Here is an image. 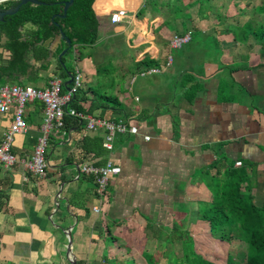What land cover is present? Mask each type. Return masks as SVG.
Masks as SVG:
<instances>
[{
    "label": "crops",
    "instance_id": "crops-1",
    "mask_svg": "<svg viewBox=\"0 0 264 264\" xmlns=\"http://www.w3.org/2000/svg\"><path fill=\"white\" fill-rule=\"evenodd\" d=\"M194 1L182 2L193 20L176 33L165 25V8L155 12L143 0H94L96 41L89 47L99 45L79 53L74 44L75 60L67 62L65 53L60 65L67 73L58 70L65 41L57 33L43 43L44 61L30 59L23 75L0 76V85L43 89L51 77L63 85L78 72L82 114L121 119L137 129L116 135L110 151L95 148L101 132H85L80 124L54 129L44 149L46 175L37 178L25 174L21 161L40 134L42 105L27 104L26 132L11 149L18 161L0 169V264H149L148 256L151 264H173L163 254L179 249L180 259V240L167 243L165 237L183 234L194 252L198 243L211 250L206 246L215 241L227 250V242L214 239L198 220L197 204L211 201L214 185L230 168L246 175L240 198L264 203V53L253 36L232 34L234 27L260 21L253 13L259 3L212 0L199 15ZM117 9L126 18L110 24ZM186 32L190 41L171 49L170 38ZM5 42L1 34L0 68L9 58ZM104 55L115 68L102 74ZM146 70L155 72L141 76ZM10 119L0 115V139ZM106 162L119 172L109 178L96 214L93 178L76 167ZM238 242L245 258V244Z\"/></svg>",
    "mask_w": 264,
    "mask_h": 264
},
{
    "label": "trees",
    "instance_id": "trees-1",
    "mask_svg": "<svg viewBox=\"0 0 264 264\" xmlns=\"http://www.w3.org/2000/svg\"><path fill=\"white\" fill-rule=\"evenodd\" d=\"M37 1L42 5L24 4L15 14L4 16L0 22V35L5 37L4 48L9 53L6 66L0 68V76L23 75L31 67L30 59L44 61L47 57V49L43 43L59 31L62 32L64 41L66 39L70 41L71 47L74 44L78 47H89L96 41L97 24L91 8L94 0H73L66 10L65 17L63 19L54 17L52 23H50V18L61 14L60 3L66 0ZM211 1L195 0L192 5L197 8V14L202 15L205 10L209 9ZM98 3L99 1L95 5ZM15 4L10 1L5 6L8 8ZM143 6L155 12H158L160 7L165 8L169 17L165 25L176 33L186 30L193 20L191 13L187 12L189 6L183 5L181 0H143ZM253 13L254 16H260L264 20V0H260ZM232 34L236 38H239L240 35L253 36L264 53L263 21L247 22L242 27H234ZM63 47L66 48L67 45L64 44ZM63 57L59 61L57 60L60 74L68 72L67 69L64 70L60 67ZM82 95L83 92L79 89L67 103L66 108L81 113L78 103L83 100ZM37 104L42 105L40 102ZM96 106L99 108V104ZM41 109L43 110V106H40L39 110ZM79 124L78 120L64 114L61 129L65 130ZM87 140L88 138L82 140V144ZM93 141H95L97 150L103 149L101 147L102 138L99 137ZM245 180L246 175L242 169L232 170L230 168L226 170L222 179L218 180L213 187L211 201L197 204V218L207 224L210 233L216 235L217 240L227 241L229 238H234L243 242L246 247L244 264H264V203L257 207L252 203V198L246 200L240 198L239 189ZM225 232L229 234H225ZM173 238H178L181 246L180 259H177L176 253L169 251V255L174 257L173 264H213L194 252L192 241L186 234L166 236L165 240L170 243ZM148 257L149 264H151V258ZM229 264L234 263L230 261Z\"/></svg>",
    "mask_w": 264,
    "mask_h": 264
},
{
    "label": "built area",
    "instance_id": "built-area-1",
    "mask_svg": "<svg viewBox=\"0 0 264 264\" xmlns=\"http://www.w3.org/2000/svg\"><path fill=\"white\" fill-rule=\"evenodd\" d=\"M9 1H0V9H5ZM126 18V12L117 9L109 14L108 22L110 24H118ZM190 32L183 35H173L169 40V47L173 50L180 49L183 45L190 41ZM170 58H167V65ZM154 70H146L140 75L151 74ZM81 77L75 72L71 77V84L68 89H64L62 82L57 77H51L48 85L43 89H36L31 86H18L4 83L0 85V115L10 114V121L6 131L0 139V169H10L18 160L12 153V144L16 136L26 132L24 123V108L27 104L40 102L43 106L42 123L40 126V134L35 141L31 154L21 161L25 174H31L37 178H44L46 175L47 165L44 161V149L50 131L60 130L62 128V117L64 114L75 118L85 132H101V147L110 151L112 143L116 135L130 134L135 135L137 129L135 126L127 125L124 120H107L99 117L84 115L80 112H74L67 109V103L80 89ZM148 140V137H143ZM235 166L240 163L236 162ZM77 173L82 176H91L94 182V193L99 205L92 207L93 213L100 212V205L103 203L106 195V187L109 178L118 174L119 169L110 162H106L102 166H94L89 163H83L76 167Z\"/></svg>",
    "mask_w": 264,
    "mask_h": 264
},
{
    "label": "rangeland",
    "instance_id": "rangeland-1",
    "mask_svg": "<svg viewBox=\"0 0 264 264\" xmlns=\"http://www.w3.org/2000/svg\"><path fill=\"white\" fill-rule=\"evenodd\" d=\"M181 1L185 2L186 0H181ZM252 2H253V4H256V3H260V0H252ZM216 5H217V3H216ZM229 13L231 14L232 11ZM256 19L264 22V20H262L261 17H256ZM98 45L99 44L96 43L94 46H98ZM93 47L85 46L83 48H85L87 50V49L93 48ZM76 49H79L78 52L82 53V47L77 46ZM73 51H74V49L72 48L68 53H66V55L64 57V59H66V61L70 62L71 64L75 60V55H74ZM106 51H107V49H106ZM90 54H93V53H90ZM99 68L101 69L102 74L105 73L104 72L105 70L110 73L114 70L115 64H113V61L109 57L104 55V57L102 59V65L99 66ZM225 234H229V233L225 232ZM213 238L217 239V237H213ZM226 242H227V246H229V248L227 247V250H226V246L224 244H220V243L215 241L210 246L209 245L206 246L207 248L208 247L211 248V250L210 249H204L205 243H201V244L198 243L195 252H197L198 255L203 257V259H205V260H207L213 264H229L230 261L233 262L234 264H244L243 263L244 257L242 254V249L240 247L241 245L239 244L238 240H235L234 238H232V239L229 238ZM173 252H174V254L176 253L179 255V249H176V250L174 249ZM160 254L162 255L163 252L161 251ZM169 254H170L169 251H165L163 254V257H165L166 255H169ZM169 258H170V260H172L174 257L169 255Z\"/></svg>",
    "mask_w": 264,
    "mask_h": 264
},
{
    "label": "water",
    "instance_id": "water-1",
    "mask_svg": "<svg viewBox=\"0 0 264 264\" xmlns=\"http://www.w3.org/2000/svg\"><path fill=\"white\" fill-rule=\"evenodd\" d=\"M0 1H9V0H0ZM13 2H15V6H11L5 9H0V22L2 21L4 16H11L13 14H15L19 7L24 5V4H31V5H42L41 2L37 1V0H11ZM73 0H66V1H62L60 3L61 5V14L58 15H54L50 18V23H52L53 18L56 17L58 19H63L65 17L66 14V10L68 9V7H70V5L72 4ZM59 35L61 38H63V34L61 31H59ZM65 44L67 45V47L65 49H63L59 55L57 56V60H60V58L67 53V50L71 47L70 46V41L68 39L65 40ZM71 84V76H68V80L63 82V87L65 89H68V86ZM70 235L68 234V237Z\"/></svg>",
    "mask_w": 264,
    "mask_h": 264
}]
</instances>
